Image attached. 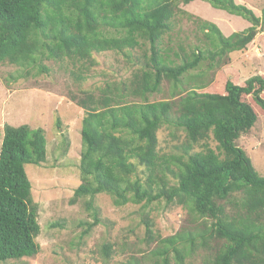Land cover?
Masks as SVG:
<instances>
[{
  "label": "trees",
  "instance_id": "trees-1",
  "mask_svg": "<svg viewBox=\"0 0 264 264\" xmlns=\"http://www.w3.org/2000/svg\"><path fill=\"white\" fill-rule=\"evenodd\" d=\"M192 1L0 0V65L20 68L13 75L17 79L34 69L46 72L45 59L62 66L67 61L93 62L94 54L115 52L133 60L136 68L129 83L122 79L118 86L107 83L99 94L71 97L85 111L82 183L71 199L75 203L89 197L86 205L93 209L94 222L85 233L101 222L100 210L94 206L97 194H110L117 206L164 200L210 220L202 232L203 242L214 239L217 245L208 251V264H264V176L237 144L264 115V76L257 74L240 82L239 70L225 67L222 72L228 77L216 90L207 88L204 78L221 66L224 55L247 49L259 32L264 45V7L258 16L235 0H204L244 17L251 26L225 36L217 24L202 19L200 28L211 48L187 50L180 45L177 51L164 46L165 36L169 38L176 29L178 14L193 16L180 7ZM144 41L149 42L150 53L134 57ZM165 80L172 83V98L149 101L148 95L160 92ZM128 93L141 101H127ZM244 96H251L254 105ZM163 125L185 133L181 154L160 153L158 131ZM211 137L219 152L209 146ZM197 146L201 150H195ZM46 160L47 139L42 129L4 125L0 264L40 251L39 208L32 198L26 165H41ZM225 203H240V210L231 215ZM143 222L146 242L157 243L152 264H172L173 259L186 264V235L163 237L150 215ZM112 248L110 243L104 247L107 257ZM130 258L129 264H143L142 258Z\"/></svg>",
  "mask_w": 264,
  "mask_h": 264
},
{
  "label": "rangeland",
  "instance_id": "rangeland-1",
  "mask_svg": "<svg viewBox=\"0 0 264 264\" xmlns=\"http://www.w3.org/2000/svg\"><path fill=\"white\" fill-rule=\"evenodd\" d=\"M235 1L250 7L261 16L264 0ZM189 7L195 9L193 16L178 14L176 29L169 38L165 36L164 46L177 51L180 45L187 50L195 46L211 48L210 41L204 39L200 28L202 19L217 24L225 36L251 26V22L244 17L218 9L204 0H194ZM262 35L259 32L244 51L224 55L221 66L214 67L204 77L209 86L207 88H222L224 79L228 77L222 72L225 67L239 70L240 82L253 75L264 76ZM144 42L145 45L142 44L140 49L134 51V57L144 51L150 53L149 42ZM169 55L178 61L172 52ZM93 59V62L81 61L75 64L67 61L62 66L52 59H45L44 64L48 68L46 72L38 73L34 69L30 75L17 79L14 76L21 71L20 68L8 63L0 65V149L5 124H27L32 128H40L47 139V160L41 165H26L32 183V198L39 208L41 232L37 242L40 251L33 257L10 259L4 264H129L132 261L131 255L142 258L143 264H152V252L157 243L146 242V225L143 222L145 215L154 219L155 230L163 237L177 233L186 235V264H208V251L217 245L214 239H209L207 244L203 242L202 232L210 220L192 215L181 205H168L164 200L149 205H145V202H129L117 206L110 194H97L94 206L100 210L101 222L92 227L89 233H85L89 224L94 222L93 209L86 205L89 197L71 202L74 190L82 183L81 132L85 111L71 97H83L89 92L99 94V90L107 83L114 82L112 85L118 86L122 79H127L129 83L136 68L133 60L115 52L97 53ZM190 86H195V83ZM172 91V83L165 80L161 91L149 94L148 100L171 99ZM243 99L252 105L255 103L251 96H244ZM126 100L141 101V98L128 93ZM158 138L161 154L182 153V143L186 140L182 130L163 125L158 131ZM207 142L219 152L217 141L211 137ZM237 144L247 152L257 171L264 176L263 114H260L256 124L247 133L241 135ZM201 148L197 146L195 150ZM170 177L171 184H175V178ZM225 205L231 215H236L241 207L240 203ZM191 235L194 244H191ZM108 243L113 247L110 257L104 253ZM172 264H177L174 259Z\"/></svg>",
  "mask_w": 264,
  "mask_h": 264
},
{
  "label": "crops",
  "instance_id": "crops-1",
  "mask_svg": "<svg viewBox=\"0 0 264 264\" xmlns=\"http://www.w3.org/2000/svg\"><path fill=\"white\" fill-rule=\"evenodd\" d=\"M193 2V1H192ZM192 2H190V3H192ZM189 3V4H190ZM189 4H186V5H181V7L182 8H187V9H184V10H186L187 12H189V13H191L192 14V12H193V10H195V9H191L190 7H189ZM192 6V5H191Z\"/></svg>",
  "mask_w": 264,
  "mask_h": 264
}]
</instances>
